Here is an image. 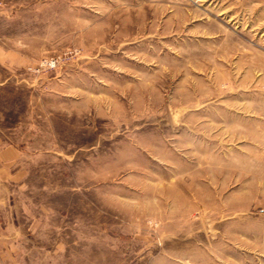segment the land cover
<instances>
[{"label":"rangeland","instance_id":"obj_1","mask_svg":"<svg viewBox=\"0 0 264 264\" xmlns=\"http://www.w3.org/2000/svg\"><path fill=\"white\" fill-rule=\"evenodd\" d=\"M7 147L0 264H264V0H0Z\"/></svg>","mask_w":264,"mask_h":264},{"label":"crops","instance_id":"obj_2","mask_svg":"<svg viewBox=\"0 0 264 264\" xmlns=\"http://www.w3.org/2000/svg\"><path fill=\"white\" fill-rule=\"evenodd\" d=\"M0 153L3 155V160L9 159V158H11V156H12V157L15 156V151H14V149H12V148H10V147H7V148L1 150ZM12 153H13V154H12Z\"/></svg>","mask_w":264,"mask_h":264}]
</instances>
